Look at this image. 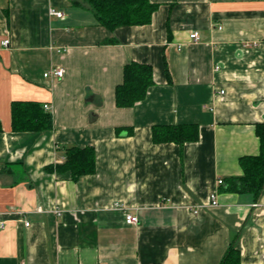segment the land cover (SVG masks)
Returning a JSON list of instances; mask_svg holds the SVG:
<instances>
[{
	"label": "crops",
	"instance_id": "1",
	"mask_svg": "<svg viewBox=\"0 0 264 264\" xmlns=\"http://www.w3.org/2000/svg\"><path fill=\"white\" fill-rule=\"evenodd\" d=\"M149 1L150 24L110 32L84 0H0V264H220L232 243L264 264V189L218 184L260 152L264 0ZM133 61L155 84L119 108ZM55 66L64 78L43 76ZM27 101L51 106L53 130L13 131ZM185 124L197 142H153V127ZM71 147L95 148V173L45 171Z\"/></svg>",
	"mask_w": 264,
	"mask_h": 264
},
{
	"label": "trees",
	"instance_id": "2",
	"mask_svg": "<svg viewBox=\"0 0 264 264\" xmlns=\"http://www.w3.org/2000/svg\"><path fill=\"white\" fill-rule=\"evenodd\" d=\"M84 2L89 6L98 24L110 32L119 27L148 25L153 21V14L158 9V4L149 0H84ZM123 75V83L115 88V103L119 108L134 107L146 98L155 84L153 68L149 64L133 61L126 64ZM12 106L14 132L42 133L53 130L54 119L44 106L32 101L13 102ZM256 128L261 143L260 152L257 156H243L240 160L244 172L242 177H230L224 181L225 190L229 193H247L257 198L264 189V124H258ZM152 131L155 144L174 142L181 148L186 143L197 142L200 136L198 126L193 124L157 125ZM96 167L94 147L85 149L71 147L67 149L62 163L48 165L45 171L51 174L70 173L72 179L78 181L87 174L95 173ZM220 264H242L240 251L235 244L232 243Z\"/></svg>",
	"mask_w": 264,
	"mask_h": 264
},
{
	"label": "built area",
	"instance_id": "3",
	"mask_svg": "<svg viewBox=\"0 0 264 264\" xmlns=\"http://www.w3.org/2000/svg\"><path fill=\"white\" fill-rule=\"evenodd\" d=\"M49 14L51 16H56L59 19H64V13L62 11L57 10L55 7L51 8L49 11ZM191 40L194 42H197V40L199 39V32H195L193 33L191 36ZM3 47H8L10 45V41L9 40H4L2 42ZM65 75V69L63 67L60 66H55L54 68H51L50 70L46 71L43 76L46 78H52V79H62L64 78ZM45 110L47 112H51V106L50 105H45L44 106ZM223 180L219 179L218 180V184H223ZM211 201H213V204H216V195H211ZM125 218H126V222L128 225L133 224L136 225L139 223V219L134 216L133 214H129L126 213L125 214ZM3 228V223L2 221L0 222V229Z\"/></svg>",
	"mask_w": 264,
	"mask_h": 264
}]
</instances>
